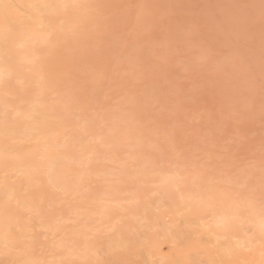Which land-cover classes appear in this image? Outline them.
Wrapping results in <instances>:
<instances>
[{
	"label": "rangeland",
	"instance_id": "obj_1",
	"mask_svg": "<svg viewBox=\"0 0 264 264\" xmlns=\"http://www.w3.org/2000/svg\"><path fill=\"white\" fill-rule=\"evenodd\" d=\"M81 3L77 28L64 31L66 34L63 32L62 37L56 33L58 28L55 27L50 38V49L53 52L43 55L45 71L49 70L46 74L50 77V80L47 78L49 87H44L46 102L48 107L52 108L50 103L56 106L51 113L59 114L62 119L65 117L67 123L70 121V124H76L77 121L82 125L67 126L66 137L76 141L85 138L89 135V127V130H93L92 134H102L105 129L107 131L108 119L104 123L100 122L101 118L112 114V111L132 108L133 117L129 124L133 126L134 134L137 131L138 142L133 145V151L130 148L128 150L126 145H120L135 152L134 157H129L125 149H122L124 154L119 151L125 164L134 163L135 158L138 159L141 155L148 156L157 167L176 168L186 175L200 176L202 184L199 183L197 188L206 191L209 187L216 195L218 192V196L233 197L240 203L256 202V206L264 210L262 0H84ZM68 8L61 10L65 13L72 12ZM21 12L24 15L28 13L23 6ZM8 81L6 86L16 92L19 83L14 79L10 80L16 86L11 88L13 85ZM23 86L24 89L20 86L17 91L28 97L36 86L34 78ZM64 96L68 97L65 102L57 100V97L64 99ZM6 97L10 102L7 111L10 117L13 116L14 108H22L24 103L26 105L16 94L8 93ZM62 114H67V117ZM98 141L95 139L88 142L95 149L89 162L90 170L100 166L119 167L120 163L118 165L107 159L108 154L98 152ZM75 143L73 149L81 152L82 147L80 149L78 143ZM115 144L114 149L117 147L116 150H120L118 145L121 143ZM70 164L74 168H81L79 163L76 166L72 162ZM87 178L86 181L84 179V184L90 189L98 190L104 185L102 175L92 173ZM149 184L146 190L154 186ZM18 186L20 189V185ZM51 189L56 191L58 188ZM26 192L24 187L20 190L21 194ZM156 195L155 190L147 193L145 199L148 208L142 213L140 201L143 199L127 205H123L124 201L119 204L111 202L112 210L115 213H125L126 220L132 222L138 216L140 218L139 213H147L149 219L155 218L158 222L180 217V213L179 216L171 213L166 206L156 209L158 206L154 207L153 204L152 207L150 202ZM78 196L60 200V205H57L65 210L71 204L80 203ZM51 197L57 198L56 195L44 192L37 199L44 201L47 212L56 214L58 210L54 206L57 208V205L45 202ZM14 205L15 202H11L7 208L12 210ZM160 208L168 211L163 214ZM128 210L136 213L128 216ZM185 212L186 210L182 213L186 214ZM67 216L70 218L63 224L68 229L74 222L75 214L68 212ZM31 222L32 229L28 233H36L37 236L34 249L38 254H47L48 239L55 240L58 236L56 233L40 236L43 229L37 225L36 218L33 217ZM247 224L245 226L243 223V226L246 227L245 233L250 235L252 226ZM143 228L148 231V227ZM106 232L107 230H101L98 237L105 236ZM198 233L196 236L192 234L194 238H190L192 235L189 233L185 239L186 243L199 241L196 254H187L186 262L189 264H195L201 260L199 256L216 248V244L209 241L211 235ZM20 238L21 236L17 239ZM218 238L224 241L227 237ZM181 239L177 238L178 242L184 240ZM154 240L157 242L164 239L158 237ZM138 241L135 237L131 240L132 247L126 250L127 256L133 261L129 264H148L144 261ZM163 242L159 245L165 251H170L168 247L172 243L169 245V242ZM156 245L151 250L157 249ZM182 247L184 245L180 244L179 248ZM13 250L19 251L20 248L15 247ZM109 254L111 255L99 253L95 256L98 259L95 264H109L119 260ZM213 255L217 257L215 253ZM159 257L160 255H156L153 260L157 261ZM172 258L173 264H181L176 256ZM227 260H231L230 254H227ZM63 261L60 264L73 263L70 260ZM82 261L78 260V264H83ZM0 262L9 264V259L3 252L0 253Z\"/></svg>",
	"mask_w": 264,
	"mask_h": 264
},
{
	"label": "bare ground",
	"instance_id": "obj_2",
	"mask_svg": "<svg viewBox=\"0 0 264 264\" xmlns=\"http://www.w3.org/2000/svg\"><path fill=\"white\" fill-rule=\"evenodd\" d=\"M83 1L0 0V114H2L0 115V253L7 255L9 264H60L63 260H70L72 264H78V260H83V264H95V260H98L95 256L101 252L111 253L120 261L133 263L127 256L126 250L132 247L131 240L137 237L142 249L141 254L148 264H173L172 256H176V260H179L181 264H189L186 262L187 254L188 252L196 254L195 250L199 246V241L186 243V236L189 233H191L189 235L196 236L198 232L200 234L204 232L211 235L212 238L209 237V241L215 243L216 248L202 257L199 256L201 260L196 261L195 264L210 262L213 264H261L264 260L262 256L264 252V210L259 209L256 202L255 204L251 201L240 203L233 197L218 196V192L216 195V192H211L209 187L204 191L197 188V185L202 184L200 176L196 177V174L189 176L185 172H179L176 168L157 167L148 156L141 155L138 159L136 157V161L132 164L123 162L121 152L124 154L123 151L127 147L128 150L130 148L133 151V145L138 142L137 131L134 134L133 126L129 124L133 117L131 116L132 108H122L121 111L118 110L119 112L112 111V114L101 118L100 122L104 123L108 119L106 121L107 131L105 132V129L102 134L95 132L92 134L93 130H89L91 129L89 127L87 137L77 139L78 142L73 138L83 150L80 152L79 149L78 151L73 149L75 142L66 137L65 128L81 124L77 121L76 124L75 122L70 124V121L67 123L65 117L62 119V117L59 118V114L51 113L52 108L56 106L50 103L53 106L48 107L46 102V89L49 87L47 82L50 77L46 74L49 70L45 71L43 55L53 52L50 49L52 46L50 38L55 27L58 28L56 33L62 37L67 30L77 28L78 13L82 10L79 5H82ZM66 4L69 7L66 8L69 10L71 8L72 12L71 10L70 13L64 12L66 8L64 9L63 6ZM22 6L27 9V15L21 12ZM63 40L66 39L63 38ZM33 78L36 84L34 91L28 97L21 95L17 90L20 86L23 88V85ZM13 79L19 83L16 92L6 86L7 81L15 86L11 84L13 82H10ZM13 86L11 88H16ZM8 93L16 94L19 100L23 99V102H26V105L23 104L25 107L21 105L22 108L20 106L14 108L11 117L7 112L10 107V102L6 97ZM63 98L58 99L57 97V100L65 102L68 97ZM65 115L67 117V114ZM95 139L99 140L98 152L108 154L107 159L118 165L120 163L119 167L93 168L92 165L93 169L90 170L89 162L93 158L91 155L95 154V149L90 146V143ZM117 142L121 143L118 145L120 150H116L117 147L114 149ZM120 145L127 147L123 148ZM128 150H126L127 156L134 157L135 152ZM103 158H106L105 155ZM70 162L75 166L79 163L81 168L72 167ZM92 173L103 176L102 188L93 190L84 184V179L86 178V181L87 176ZM198 178H200L199 181ZM149 183L154 186L146 190ZM21 187L26 188L25 194L20 193ZM51 188L58 189L51 191ZM153 190L157 191V195L152 202L148 201L150 205L155 204L154 207L157 205L156 209L166 206L171 213L177 215L180 213L179 218L159 221L162 223L159 224L155 218L149 219L147 213L138 212L141 215L140 218L138 216L132 222L126 220L125 213H115L112 210L111 202L119 204L124 201L123 205H127L133 204L135 200L143 199L140 201L142 213L148 208L145 199L147 193ZM44 192L57 196L56 199L51 197L45 200L48 204L60 205V200L75 195H79L80 203L71 204L65 210H62L61 206L57 205V208L54 206L58 213L52 214L44 208V201L37 199V196L39 197ZM11 202H15L12 209L13 215H11L12 210L7 208ZM90 205L92 206L89 207ZM161 208L163 214L168 211ZM183 209L186 210V214L182 213ZM68 212L75 216L74 222L67 229L63 223L70 218L67 216ZM135 213L128 210L127 215ZM33 217L36 218L37 225L43 229L39 233L40 236L52 233L58 236L55 240L48 239L47 243L45 242L47 254L45 252V254H38L34 249L35 241H37L36 233H28L32 229ZM84 219H89V221L85 222ZM116 222H122V224ZM243 223L245 226L247 223L251 224L250 235H247L248 232L245 233L246 227ZM143 226L148 227V231ZM104 229L107 230L106 235L98 237L101 230L106 231ZM19 236H21L20 240L17 239ZM222 236L227 238L220 241L218 237ZM158 237L169 242V245L172 243L168 247L170 251H165L159 245V243H164L163 241L154 240ZM179 237L185 242L184 240L178 242ZM189 237L192 238L193 235ZM24 244L27 246L24 247ZM180 244L184 247L179 248ZM154 245L157 249L151 250ZM15 247L20 250L14 251ZM214 253L217 257L213 255ZM227 254L231 256L229 261ZM156 255L160 257L154 261L153 257ZM201 261H206V263ZM0 264L5 263L0 262Z\"/></svg>",
	"mask_w": 264,
	"mask_h": 264
},
{
	"label": "snow or ice",
	"instance_id": "obj_3",
	"mask_svg": "<svg viewBox=\"0 0 264 264\" xmlns=\"http://www.w3.org/2000/svg\"><path fill=\"white\" fill-rule=\"evenodd\" d=\"M262 4H264V0H262ZM65 7H67V6H65ZM262 256H264V252H262ZM109 264H129V262L114 260V261L109 262ZM261 264H264V260H262Z\"/></svg>",
	"mask_w": 264,
	"mask_h": 264
}]
</instances>
